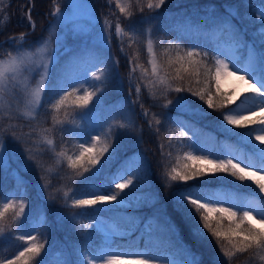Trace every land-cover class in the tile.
I'll list each match as a JSON object with an SVG mask.
<instances>
[{"label": "trees", "instance_id": "obj_1", "mask_svg": "<svg viewBox=\"0 0 264 264\" xmlns=\"http://www.w3.org/2000/svg\"><path fill=\"white\" fill-rule=\"evenodd\" d=\"M52 1L0 0V17L5 16L6 13L9 15L7 16L8 21L0 27V40L6 38V41L1 44L2 48H0V50H5L4 52L0 51V54H4L9 47L14 46L8 39L11 35L18 36L28 31L25 45L30 46L46 34V27L52 17L51 13L55 9ZM92 1L98 19H108L113 26L111 35L108 34L110 40L109 53L112 56L102 68L104 76L100 81L96 80L95 89L100 88L102 91L97 93L92 102L109 106L111 109H113L112 101L121 99L123 102L122 106L114 110L113 118L108 120L103 132V134L107 133L109 126H113L108 140L105 141L111 143L113 147L110 149V154H105L107 159L104 160L103 168L111 177L122 161L134 150L139 149L144 154L141 168L142 176L139 179L133 178L134 186H130L121 192L122 197H124L121 203L116 201L111 205L119 211V215L134 217L130 225L133 227V232L130 235L115 237V241L120 246H131L144 244L149 239L154 238L155 243L161 244L176 253H180L184 246L189 247L199 255L197 260L200 264H216L217 258L222 257V253L215 240L210 235L207 236V239L194 238L191 234L192 225L186 223L175 209L173 193L177 190V187L183 185L174 184L171 188L165 186L167 184L165 172L172 166H176L178 158L183 157V148L177 143V133L166 122L165 116L171 113L183 114L192 124L198 126L201 134L206 135V132H208L217 146H221L219 143L220 138L242 144L247 150L242 151L239 155L252 161L250 146L243 143V136H246L248 131L251 130L252 137H254L255 130L260 125L251 124L245 128L227 125V122L223 120L222 113L229 111L231 105L227 108L210 109L199 97L193 96V91L205 88L204 69H201V75L198 78L185 76L183 81H172L173 87L183 86L185 88L183 92L163 90V86H160L159 89L145 88L144 85L151 77H142V69H137L135 72H132L131 69L138 63L143 68L148 69L150 73V66L146 60H141L139 56L133 57V63L130 64L129 57H132L135 52H140V49L136 50L134 44L129 47V42L123 37L117 38L114 31V23L117 20L122 21L125 25L139 24L141 15L136 13L131 20L125 19L120 14L119 9L116 8L115 0H111V2L110 0ZM141 3H143L142 0ZM56 4L58 6L60 2ZM133 5L135 8V0H133ZM29 7H31V18L35 22L34 32L29 31V21L26 17V11ZM262 7H264V0H165L160 9H168L167 11H171L173 14L184 15L192 10L212 8L216 11L220 10L226 16L227 24H233L237 28L249 26L251 29L256 26L257 23L251 27L252 20L257 18ZM145 12L146 8L143 16ZM258 22H260V19ZM227 24L221 23L219 19L217 23L212 24L210 19H205L201 27L208 30L212 26H221L223 30L221 34H223L231 32L230 26ZM247 29L244 28L243 30L247 32ZM178 34L172 27L160 29L159 26H155L152 29V40L156 49L157 60L169 76H174V71L173 68L168 67L167 62L169 56L174 57L176 55V49L173 47L169 53L164 50L168 48L169 44H180L182 48L187 49V46L181 44L182 39H180L181 36L179 38ZM260 34L255 33L254 36L258 38L261 36ZM197 50L201 53L204 52L201 49ZM71 53L72 50L67 49L58 56L52 66V76L57 75L59 69L66 66L71 57L75 56V54L70 56ZM207 53L209 58L215 56L213 51L209 50ZM208 66L213 67L211 59L208 60ZM161 74L163 75L165 72L162 71ZM197 79L200 81L198 84L196 83ZM50 82H52V79ZM137 84H140L142 88L139 102H136L137 96L135 94ZM54 89L55 86L46 89L36 120L29 121L22 117L19 120H8L7 116L0 119V133L7 144L6 168L0 163V186L13 189L25 188L30 209L36 213L43 212L45 215L38 236V241L44 243L45 248L42 249L41 257L36 258L33 264H37V261H41L42 264H54L57 251H62L65 254L68 264H80L81 261H83V264H87L80 255V251L82 249L90 250L99 244L102 238L101 231L83 216L93 208H72L70 207L71 198L65 203L63 193L69 192L70 197V190L72 189L80 193L86 185L96 183L97 176L85 173V176L89 179L86 184H82L78 179L72 178L73 174L67 169L66 162L56 165V158L51 152L45 150L41 154L37 145L33 144L34 140L38 141L40 136L44 135L42 131L44 128L52 127L50 100L55 94ZM222 91L227 92L230 90ZM177 97H184L188 107H178L175 104ZM168 101H173V103L168 104ZM165 104H168V106L164 107ZM145 110L148 113L147 116L143 114ZM69 111L72 112L70 108ZM154 113L163 115L160 124L154 123L151 119V115ZM121 123L127 125V127L123 129L115 127V125ZM9 124L17 125V135H21V127L23 133L27 134L31 131V135L21 136L25 139L24 143L17 142L12 138L10 132H5ZM149 124H151V127H149ZM78 126L79 123L75 119L72 124L60 127L75 128L79 131ZM60 127L57 126L55 131L48 133V135L54 139L57 152L63 147L71 155L74 151H77L74 145L78 142L79 137L62 133L59 130ZM252 143L256 144L253 139ZM29 147H32L33 151L37 153L35 160L39 164H42L44 168L53 167L56 174L52 177L50 187L43 186L48 174L36 163L28 160L27 149ZM39 148L46 149V146L39 145ZM180 162L183 163L184 161L181 160ZM188 163L191 166L192 162L188 161ZM41 177H45V180H42ZM218 183L232 185L237 191L258 193V189L250 180L237 181L226 173H217L214 176L209 173L195 181L187 182L193 190L210 189ZM152 194L156 196V201L149 203ZM97 206H103V204H98L95 207ZM10 216L11 214H9V222ZM147 217H151V222H149V229H144L143 223ZM161 217L163 219L170 217L175 221L179 227V233L175 236L170 234L161 222ZM196 219L198 220L199 217L197 216ZM135 221L137 224L134 223ZM224 223L227 225V221ZM85 225H88V227H85ZM17 227L15 224L12 225L14 230ZM24 227L25 224L23 223L20 231ZM16 235L18 233L15 231L11 234L6 231L5 236L0 238V258L5 253H12L18 245L22 244L21 241L14 238ZM250 255V253H246L244 256L234 259L232 264H248ZM252 264H264V262L254 258Z\"/></svg>", "mask_w": 264, "mask_h": 264}, {"label": "snow or ice", "instance_id": "obj_2", "mask_svg": "<svg viewBox=\"0 0 264 264\" xmlns=\"http://www.w3.org/2000/svg\"><path fill=\"white\" fill-rule=\"evenodd\" d=\"M164 3L165 0H146V3L135 0L134 8L133 0H115L116 8L119 9L120 14L125 19L131 20L136 13H139L141 15L139 24L150 23L154 19L151 12L160 9ZM145 8L150 13L148 17L143 16ZM51 15H62L61 8L56 6ZM26 17L31 30L34 32L35 22L31 19L30 10L26 13ZM259 19L262 25L261 42L264 45V7L260 10ZM6 20L7 17L0 20V24L6 23ZM221 23L227 24L228 22L221 21ZM104 24V30L111 35L113 27L111 21L105 19ZM114 31L117 38L125 36L128 38L129 47L137 43L138 38L145 35L150 36V31H138L136 25H130L126 28L119 20L114 25ZM27 35V33H21L18 36L9 37V42L15 47L0 56V101H4L7 97L9 110L13 108V102L17 106L22 105L23 108L15 115L9 111L6 117L8 120H19L21 117L29 121L37 119L43 103V94L46 92V82L50 75L49 61L43 58L47 52L48 41L44 40L43 43H38L34 46L35 50L26 49L24 44ZM231 38L235 44L240 45L238 31L232 33ZM173 47L176 49V55L174 57L169 56L167 64L168 67L173 68L174 76H169L157 60L153 40L150 38L146 40L147 63L151 68V72L149 73L148 69L143 68L138 63L131 69L132 72L142 69V77H151L144 85L145 88L159 89L160 86H163V90L183 92L185 88L183 86L173 87L172 81H183L185 76L198 78L201 75V69H204L205 88L193 91V96L199 97L210 109L227 108L229 105H235L229 111L222 113L223 120L227 122V125L238 128H245L251 124L264 126V51L257 54L253 48L247 57L245 67L237 68L236 63H239V61L234 63L231 57L223 52L209 58L207 52L201 53L196 48L184 49L180 44H169L164 51L169 53ZM0 48H2V45H0ZM138 56L139 52L133 53V56L129 57V63H133V57ZM221 56H225V58L221 59ZM209 59H211L213 65L211 68L208 66ZM162 71L165 74L162 75ZM37 74L39 79L35 81L33 86L32 80L35 79ZM91 75L94 80L100 81L104 76V71L102 69L93 71ZM196 83H200L199 79L196 80ZM226 84L229 85L230 91H222ZM213 88L215 89L214 92ZM101 91L100 88L90 91L87 87L82 89L70 87L63 90L62 94L50 104L52 127L44 128L42 130L44 135L40 136L38 141H33L41 154L46 150L54 155L56 165L66 162L67 169L73 174L72 178L78 179L82 184H86L89 179L85 176V173L96 175L103 170L104 160L107 159L105 154H110V149L113 147L111 143L105 142L108 140L113 126L110 125L107 133L103 135L92 134L90 139H88L89 133L82 128L77 131L75 128L60 127L59 130L62 133L79 137L78 142L74 145L77 151H74L71 155L63 147L57 152L55 141L48 133L54 132L57 126L72 124L77 117L81 120L87 119L88 113L84 110L89 109L90 102ZM141 91V85L137 84L135 87L136 102H139ZM152 94L154 95V92ZM171 103L173 101H168V104ZM168 104H165L164 107H167ZM175 104L181 108L188 107L184 97H177ZM69 108L73 111L70 112ZM143 114L148 115L146 110ZM156 123L160 124V121L157 120ZM115 127L123 129L127 125L121 123L115 125ZM149 127H151V124H149ZM5 132H10L12 138L17 142L21 140V136L31 135V131L27 134L23 133L22 127L21 135H17V125L15 124H9ZM261 133H264V127L260 128V132L255 135L254 139L264 145V134ZM180 135L184 137L187 136V133L181 132ZM252 139V131L249 130L247 135L243 136V143L250 146V151L258 163H245L237 157L209 159L208 156L186 152L182 158H178L176 166H172L165 172L166 187L171 188L174 184L183 185L177 187L176 192L173 193L175 209L186 223L192 225V236L196 239H207V236L210 235L219 246L222 257L217 258L216 264H232L234 259L242 257L246 253L251 254L248 257V264H252L254 258L264 262V196H261V194H264V147L253 144ZM39 145L46 146V149L39 148ZM6 152L7 144L5 141L0 140V163L3 162ZM27 152L28 160L36 163L48 174L43 186L50 187L52 177L56 174L53 167L44 168L42 164H39L35 160L37 153L33 151L32 147H29ZM181 160L184 162L181 163ZM188 161L192 162L191 166ZM198 161L207 165V167H197L196 162ZM209 173L213 176L217 173H226L229 177L241 182L250 180L258 189V193L248 194L251 200L256 201V205L253 206L249 202L240 206L229 204L226 207L223 193L219 191H194L192 186L187 184V182L195 181ZM41 179L45 180V177H41ZM120 180L121 182L114 183V187L119 190L114 193L101 192L95 186L87 185L80 193H77L75 189L70 190L71 197L69 192H64L65 203L71 198L70 207L89 209L98 204L118 201L120 192L134 186L131 178L123 179V177H120ZM13 195H19L20 198L0 200V238L5 236L6 231L8 234L15 231L18 235L14 238L21 241L22 244L11 258H0V264H33L36 258L41 257L45 244L39 242L38 237L30 232L20 231L27 216L28 201L24 199L23 193H14ZM123 199L124 197H120V200ZM9 214H11L10 222ZM197 216L199 217L198 220L196 219ZM225 221H227V225H225ZM161 222L173 236L179 233L178 225L170 217L168 219L161 217ZM13 224L18 226L15 230L12 228ZM85 227H88V225H85ZM117 234L119 232L115 227L106 231L104 247L90 249L91 254L84 256L83 259L87 261V264H96L97 261H99V264H165L163 258L148 256L141 252L110 251L109 249L112 248L113 244L112 237ZM188 251L191 253L190 248ZM37 264H42V262L37 261ZM80 264H83V261ZM167 264H173V262L168 261ZM183 264H200V262L193 255L191 260L184 261Z\"/></svg>", "mask_w": 264, "mask_h": 264}, {"label": "rangeland", "instance_id": "obj_3", "mask_svg": "<svg viewBox=\"0 0 264 264\" xmlns=\"http://www.w3.org/2000/svg\"><path fill=\"white\" fill-rule=\"evenodd\" d=\"M142 1L143 3H146V0ZM59 2L60 5L58 6L61 8L62 15H52L51 20L46 27L48 30L46 31V34L43 36V38L41 40L35 41L31 47H26L24 44L26 49L35 50L34 46H36L38 43H43L44 40L48 41L47 52L43 56L44 60L49 61L50 75L46 82V89L48 85L53 86L49 84V80L52 77V66L54 65L58 56L63 54V52H65L67 49L72 50L70 56L74 54L77 56L76 59L71 57L69 62H67L68 72L65 66H62L59 69V71L67 72L65 75L66 80L63 84L57 86V94L52 99L53 101L57 99L60 94H62L63 90H67L70 87L81 89L87 87L90 91H92L95 88L96 80L92 78L91 73L93 71H98L105 63L108 62L112 56V54L109 53L110 40L108 38V32L104 30L105 19H98L93 6V1L55 0V3ZM55 5L57 6V4ZM167 10L155 9L152 11L151 15L154 17V19H152L150 23L125 25L119 20L120 23L126 28L130 25H136L138 31H150V36L145 35L142 38H138V42L134 44L136 50L140 49L139 57L141 60H146V62L148 61L145 43L148 38L152 39V29L155 26H159L160 29L164 27H172L176 32L179 33V38L181 36V44L183 46H187L188 48L202 49L204 51L213 50L216 52V55L220 52L225 53V55L231 57L234 63L239 61V63H236L237 68L245 67L247 57L253 48L257 54L264 51V45H261V36L258 38L254 36L255 33L259 35L262 31V25L260 22H258L260 14H258L256 19L252 20L251 27L257 23L254 28L250 29L249 26L244 27L245 29L249 28L247 29V32L243 30L244 28H237L233 24H227L230 26L231 32L221 34L223 31L221 26H212L211 28H208V30H205L201 27V24L203 21H205V19H210L212 24L217 23L218 19L220 22L226 21V16L220 10L216 11L215 9H200L190 11L184 15L173 14L171 11ZM149 15L150 13L146 9L144 17H148ZM7 16L9 15L6 13L5 16L0 17V20H4V18ZM7 21L8 19L6 22ZM1 26L2 24H0V27ZM237 31L239 32L240 45L235 44L231 38L232 33ZM66 38H68V41H66ZM123 38L129 42L126 36ZM14 47L9 50H12ZM2 55L4 54H0V56ZM223 58H225V56H221V59ZM60 76L61 73L59 72L57 75H55L54 81L57 82ZM37 79H39L38 74L35 75V79H33L34 81L32 80L33 86L35 85V81ZM227 89H230V87L226 84L222 90ZM7 100L8 98L5 97L4 101H0V111L5 113ZM233 107H235V105H233L231 108ZM19 108H22V105L17 106L15 105V102H13V111L18 112ZM84 111H87L88 113L87 119L81 120L79 117L76 119L79 123H81L80 128L89 133L88 139H90L92 134L102 135L105 129V122L108 116L111 114V108L106 106L102 107L101 109L97 108L93 104H89V109ZM151 119L154 123H156L157 120L161 122L163 120V115L154 113L151 115ZM165 119L166 122L172 125L174 131L177 133V143L181 145L184 153L193 152L195 155L208 156L209 159H231L233 157H237L242 159L245 163H258L251 152L250 154L253 161L242 158L239 153L242 151L244 152L246 149L244 147L240 148L239 145L229 142L224 138H220L222 144L221 148H215V145L212 142V136L206 132V136L202 137L199 128L192 124L182 114L172 113L165 116ZM260 128L256 130L255 135L260 132ZM181 132H186L187 136L182 137L180 135ZM19 142L24 143L25 139L21 137ZM257 143L260 142L257 141ZM261 147H264V145H261ZM142 157L143 155L140 151L133 152L127 159L123 161L112 178H108V174L103 168V170L97 174L99 175L97 182L91 183L89 186H95L101 192H118L119 190L114 187V183L121 182L120 177H123V179L137 177L140 172L139 163ZM1 164L6 168V154ZM196 164H198L200 167H207V165H204L199 161L196 162ZM101 175H103V178ZM205 191H219L223 193L226 200V207L229 206V204H236L237 206H240L249 202H251L253 206L256 205V201L251 200L248 194L244 192H238L234 187L231 186L215 184L211 187V189L206 188V190H200V192ZM14 193H23L24 199H26L29 204L27 191L25 189H6V187L0 186V200H3L4 198L19 199L20 196L13 195ZM120 197L121 192L118 196V201L121 203ZM26 213L27 216L24 221H26L27 226L22 232H30L32 235L38 236L39 227L44 220V214H33L29 211V207H27ZM86 219L102 231V241L93 249L103 248L106 239L105 232L115 227L118 229L119 234L112 237L113 244L112 248L109 249L110 251L129 253L141 252L148 256L163 258L165 264H167L168 261H172L173 264H183L184 261L191 260L193 255L195 256V259L198 258V256L194 254L192 250L191 253H189V247L187 246L182 248L183 251L181 253L173 252L172 250L154 242L131 247L117 246L114 242L115 236L127 235L130 233V231H132V229L126 224L131 221V217H121L116 214L111 207H101L89 214ZM144 228H149L148 220L145 222ZM18 250L19 247H16L13 253H5L2 258H11ZM81 254L84 257L86 255H90L91 252L82 251ZM55 264H67L65 256L63 254L56 255ZM96 264H99V261H97Z\"/></svg>", "mask_w": 264, "mask_h": 264}]
</instances>
